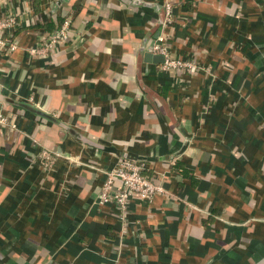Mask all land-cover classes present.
<instances>
[{
	"label": "crops",
	"instance_id": "obj_1",
	"mask_svg": "<svg viewBox=\"0 0 264 264\" xmlns=\"http://www.w3.org/2000/svg\"><path fill=\"white\" fill-rule=\"evenodd\" d=\"M162 2L0 0L21 18L0 52V264H264V0H172L166 25ZM66 19L76 41L30 58ZM159 37L196 69L161 70ZM121 155L164 189L123 220L98 201Z\"/></svg>",
	"mask_w": 264,
	"mask_h": 264
},
{
	"label": "built area",
	"instance_id": "obj_2",
	"mask_svg": "<svg viewBox=\"0 0 264 264\" xmlns=\"http://www.w3.org/2000/svg\"><path fill=\"white\" fill-rule=\"evenodd\" d=\"M162 7L163 25L171 24L173 21L172 0H163ZM20 24L21 18L16 12L8 11L0 15L1 53L8 55L17 49L18 45L13 33ZM77 36L70 26V20L66 19L54 31L40 33L34 45L26 49L27 55L30 58H47L56 47L63 46L69 41L73 42L77 39ZM149 51L163 57V61L159 66L163 71L176 68L188 71L196 69V64L191 59L172 58L169 54L168 45L162 37H159L157 42L149 47ZM28 102L37 106L32 97H28ZM12 124L13 114L0 107V127H7ZM56 156H58L57 153H50L44 150L40 154L39 163L43 168L49 169L52 167ZM144 168L145 164L137 162L126 155L118 157L116 164L112 168L103 170V179L98 190L99 203L114 205L119 213V218L123 220L126 218L129 206L133 200L149 202L154 195L163 193L162 184L144 175L142 173Z\"/></svg>",
	"mask_w": 264,
	"mask_h": 264
},
{
	"label": "trees",
	"instance_id": "obj_3",
	"mask_svg": "<svg viewBox=\"0 0 264 264\" xmlns=\"http://www.w3.org/2000/svg\"><path fill=\"white\" fill-rule=\"evenodd\" d=\"M58 23V22H57ZM54 25V26H53ZM53 25H52V27L49 25V27H45V29H44V32L45 33H47V32H50V31H53L54 29H55V23H53ZM38 26H40V25H36L35 24V27H38ZM34 27V26H33ZM17 30V29H16ZM16 30L14 31V33H13V35H14V37H15V32H16ZM176 167H178L176 164H175V168ZM181 170H183V172L186 174V170H184L183 168L181 169Z\"/></svg>",
	"mask_w": 264,
	"mask_h": 264
},
{
	"label": "water",
	"instance_id": "obj_4",
	"mask_svg": "<svg viewBox=\"0 0 264 264\" xmlns=\"http://www.w3.org/2000/svg\"><path fill=\"white\" fill-rule=\"evenodd\" d=\"M149 57L152 58L153 61H157L159 63H161L163 61V57L161 55H151L150 54ZM27 108H29V107H27ZM30 109H32V108H30Z\"/></svg>",
	"mask_w": 264,
	"mask_h": 264
}]
</instances>
